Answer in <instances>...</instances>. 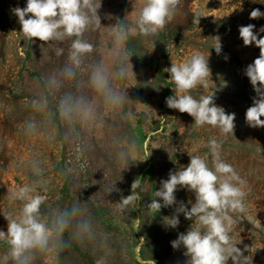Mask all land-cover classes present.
<instances>
[{"label":"clouds","instance_id":"obj_1","mask_svg":"<svg viewBox=\"0 0 264 264\" xmlns=\"http://www.w3.org/2000/svg\"><path fill=\"white\" fill-rule=\"evenodd\" d=\"M180 3L181 0H134L131 13L108 27L101 24L102 0H27L25 7L14 8L23 37L54 45L55 56L63 57L62 64L44 74L38 84L29 103L32 114L22 125L24 136H42L49 146L66 144L78 157H84L90 148L88 138L108 128L110 119L135 121L137 113L127 108L133 101L126 93L128 87L136 86L133 81L137 82L130 62L135 53L129 47L130 41L158 35L174 19ZM262 16L264 13L259 9L250 13V19ZM105 18L112 16L106 14ZM254 28L253 24L240 26L239 36L244 46L254 44L260 50L259 56L245 69L256 93L252 106L246 110L245 121L250 127L260 128L264 127L261 119L264 117V37L258 38ZM259 31L264 32V27ZM93 33L101 37L99 47L93 42ZM215 39L211 47L219 55L222 44L219 37ZM209 56V52L205 55L196 51L184 62H172L170 68L164 69L170 74L175 93L166 98V105L187 113L197 128L211 126L220 137L234 136L235 113H226L214 101L216 91L227 87V82L221 81L219 88L213 82ZM223 142L217 137L207 141L210 161L188 152L189 164L177 171L170 170L146 205L151 213L177 205L175 213L164 218L170 228L179 225L181 213L193 221L185 233L171 242L173 249L182 246L186 250L187 264H228L229 260L232 264H252L251 257L243 255L236 246L239 241L234 242L232 236L234 226L246 217L250 189L239 171L222 156ZM110 144L120 173L130 164L145 160L134 138L114 135ZM19 163L27 170V182L8 191V199L18 206L17 210L0 209L7 221V231L0 230L3 247L0 264H41L42 258L58 262L68 244L65 233L81 244L93 243L103 252L96 264H109L108 235L98 229L86 207L77 203L45 208L49 180L43 155L33 152ZM99 168L104 169L102 161L96 169ZM77 172L75 164L66 165L63 175ZM141 183L139 178L133 181L131 194L115 203L116 211L123 214L140 207ZM178 187L194 193L195 202H189L190 209L184 202H177ZM112 191H119L115 183L106 190ZM245 250H249L247 246Z\"/></svg>","mask_w":264,"mask_h":264},{"label":"rangeland","instance_id":"obj_2","mask_svg":"<svg viewBox=\"0 0 264 264\" xmlns=\"http://www.w3.org/2000/svg\"><path fill=\"white\" fill-rule=\"evenodd\" d=\"M133 2L102 0L99 10L102 26L108 27L117 19H124L131 13ZM26 3L27 0H0V209L17 210L18 206L8 199V191L27 182V170L19 162L38 152L46 160L49 180L45 208L77 203L86 207L98 229L108 235L109 264H187L186 250L182 246L173 249L171 242L180 233H185L193 221L182 213L176 228L168 227L164 221L165 217L175 213L177 205L162 208L161 221L146 213L148 225L142 227L140 214L146 210L153 190L144 173L152 172L158 190L160 181L168 178L170 170L177 171L189 164L188 152L210 161L205 145L210 138L217 137L224 141L222 156L239 171L250 189L246 217L234 226L233 240L239 241L236 246L244 256L251 257L252 264H264V127L253 128L245 121L246 110L256 96L245 69L259 56L260 50L254 44L244 46L239 36L240 26L253 24L258 38L264 37V32L259 31L264 27V16L250 19L254 9L264 13V0H181L176 16L158 35L132 38L131 42L144 64L131 56L137 82L133 81L136 86L126 89L128 98L133 101L127 108L136 112L137 118L135 121H122L119 117L110 119L108 128L88 138L90 148L84 157H78L66 144L49 146L42 136L29 138L21 130L23 122L32 114L29 103L41 78L63 62V57L55 56L54 45L23 37L12 10L25 7ZM125 7L128 11L124 14ZM106 14H111L112 19L105 18ZM216 37L222 44L219 55L211 47ZM92 39L99 47L100 35L93 33ZM196 51L205 55L210 53L211 78L217 87L221 81L227 82V87L216 91L214 101L226 113H235L234 136L220 137L218 130L211 126L197 128L191 116L175 109H172L170 123L155 131L158 125L155 117L165 99L166 85L150 67L167 74L170 81V74L164 69L170 68L172 62H184ZM136 101L145 105L140 106ZM114 135L134 138L145 160L130 164L120 173L110 144ZM101 161L105 170L96 169ZM72 164L77 166L78 172L63 175L65 166ZM137 178L142 182L140 207L121 214L116 211L115 203L131 194V184ZM114 183L119 191L107 193V188ZM175 196L178 203L184 202L189 209V202H195L194 193L187 189L178 187ZM0 230L7 231V221L2 214ZM65 240L68 244L58 262L42 258L41 264H96L97 258L103 254L91 242L81 244L72 240L69 233H65ZM246 246L249 250H245ZM142 249L150 260H142ZM228 264L232 261L229 260Z\"/></svg>","mask_w":264,"mask_h":264},{"label":"trees","instance_id":"obj_3","mask_svg":"<svg viewBox=\"0 0 264 264\" xmlns=\"http://www.w3.org/2000/svg\"><path fill=\"white\" fill-rule=\"evenodd\" d=\"M128 11V8L125 7L124 8V14L127 13ZM123 19V18H122ZM172 22V21H171ZM170 22V23H171ZM129 47L130 48H133L135 53L133 54V56L137 59V61L144 66L142 60L140 59L139 55L137 54V51L135 50L134 48V45L133 43L130 41V44H129ZM150 67V66H149ZM150 69L156 71L160 76H161V79L164 81L165 85H166V93H165V99L163 101V103L161 104L160 106V109L159 111L157 112V115H156V119L158 120L157 122V127L155 129V131H158L159 129L165 127V125L169 124L171 119H172V109H170L167 105H166V98L169 97V96H172L174 95L173 93V85L172 83L168 80V76L167 74H164L163 72H161V70H159L158 68L154 67V66H151ZM144 176L148 178V180L150 181V183L152 184V194L154 191H156V180H155V177L153 176L152 172L149 171V172H146L144 173ZM149 197V203L151 202V200L153 199V196ZM146 213H150L151 215L154 216L155 220L157 221H161L162 219V209L158 212V213H151L147 208L145 211H142V213L140 214V219H141V224H142V227H145L147 228L146 225L147 224V220H146ZM146 239V238H145ZM141 258L142 260L144 261H148L150 260L151 258L145 254V251L142 249L141 251Z\"/></svg>","mask_w":264,"mask_h":264}]
</instances>
